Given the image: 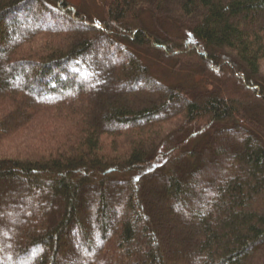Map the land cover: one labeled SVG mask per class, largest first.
Here are the masks:
<instances>
[{"label": "trees", "instance_id": "obj_1", "mask_svg": "<svg viewBox=\"0 0 264 264\" xmlns=\"http://www.w3.org/2000/svg\"><path fill=\"white\" fill-rule=\"evenodd\" d=\"M99 9L0 0V264H264V0Z\"/></svg>", "mask_w": 264, "mask_h": 264}, {"label": "rangeland", "instance_id": "obj_2", "mask_svg": "<svg viewBox=\"0 0 264 264\" xmlns=\"http://www.w3.org/2000/svg\"><path fill=\"white\" fill-rule=\"evenodd\" d=\"M72 2H74L76 5H82V7H84L86 10H88V12H90V14H96L99 12V5H100V0H71ZM47 25V24H46ZM64 26V25H63ZM65 27V26H64ZM116 62H119L118 60ZM20 82V81H18ZM17 82V83H18ZM233 96L236 98H239L240 96H243L244 92L241 91L240 89H238L237 87H232L231 89ZM49 185V182H46V186ZM39 194H30L29 197H27V199H25L24 203L21 205L22 207V211L24 213H26V207L32 204H35L37 201ZM18 204L15 206V208H18ZM14 208V207H13ZM66 239H69V236L65 237ZM5 261V258L2 259ZM66 264V263H65Z\"/></svg>", "mask_w": 264, "mask_h": 264}]
</instances>
